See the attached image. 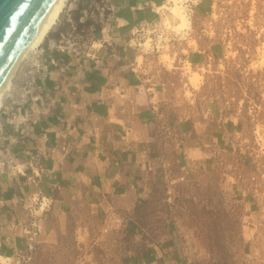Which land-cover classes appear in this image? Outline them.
<instances>
[{
  "label": "crops",
  "instance_id": "obj_1",
  "mask_svg": "<svg viewBox=\"0 0 264 264\" xmlns=\"http://www.w3.org/2000/svg\"><path fill=\"white\" fill-rule=\"evenodd\" d=\"M163 1L107 0L99 39L84 52L43 48L47 71L16 120L12 101L3 106L0 160L8 149L15 165L0 163V258L16 264L29 244L26 229L38 224L50 233L80 199L109 204L128 215L133 233L142 232L137 214L162 180L163 164L190 178L230 146L238 120L215 103L188 101L182 68L170 71L142 50ZM174 40L184 47L188 38ZM200 53L190 49L183 60L197 64ZM130 262L188 264L175 231Z\"/></svg>",
  "mask_w": 264,
  "mask_h": 264
},
{
  "label": "rangeland",
  "instance_id": "obj_2",
  "mask_svg": "<svg viewBox=\"0 0 264 264\" xmlns=\"http://www.w3.org/2000/svg\"><path fill=\"white\" fill-rule=\"evenodd\" d=\"M164 5L156 12L160 21L146 28L142 50L170 71L182 68L188 101L215 103L222 115L238 120L230 146L213 157L212 167H194L190 178L163 164L162 180L137 214L142 232L133 233L128 215L109 204L80 199L50 233L38 224L26 229L29 244L16 264H133L134 253L169 231L176 232L188 264H264V0H181L192 22L181 32L174 31L179 20L167 9L173 3ZM109 9L107 0H71L40 47L57 50L68 43L71 51L84 52L99 39ZM176 35L188 38L184 47ZM190 49L202 51L199 64L183 60ZM20 78L19 69L4 105ZM0 264L10 260L1 257Z\"/></svg>",
  "mask_w": 264,
  "mask_h": 264
},
{
  "label": "water",
  "instance_id": "obj_3",
  "mask_svg": "<svg viewBox=\"0 0 264 264\" xmlns=\"http://www.w3.org/2000/svg\"><path fill=\"white\" fill-rule=\"evenodd\" d=\"M56 0H0V89Z\"/></svg>",
  "mask_w": 264,
  "mask_h": 264
},
{
  "label": "bare ground",
  "instance_id": "obj_4",
  "mask_svg": "<svg viewBox=\"0 0 264 264\" xmlns=\"http://www.w3.org/2000/svg\"><path fill=\"white\" fill-rule=\"evenodd\" d=\"M70 2H71V0H56L55 3L53 4V6L50 8L49 12L45 16L43 22L41 23V25L38 28L37 32L35 33L34 37L30 41V43L28 44V46L26 47V49L24 50L23 54L20 56L18 61L16 62L14 68L12 69L11 73L9 74L8 78L6 79L5 83L3 84V86L0 89V111L2 110V108L4 106V101H5V97L7 95V91L11 86V83H12V80H13L15 74L17 73V71L19 69H20V74L22 73V71L24 74V72L27 69V68H25L26 64L28 62V59H30V58H27V56L32 51H34L36 49L39 50L40 53H42L44 51L43 48H41L40 46L43 45V43L46 41L48 35L53 30L54 26L58 23V20L60 19L62 13L65 11V9L70 4ZM170 2H172L173 5L170 8L167 6L168 7L167 9L170 11V13L176 19L179 20V23L173 27L174 31L181 32L183 30H185V31L191 30L192 22H191V19L189 18V15L186 14V12L184 11L185 9L183 10V7L180 6L181 0H170ZM159 9L160 10L166 9V6L164 5V6L160 7ZM143 45H145L147 47V43L143 44ZM30 55H32V54H30ZM24 60L26 61V63L23 62ZM165 60L168 61L171 59L168 55H166ZM21 63L23 65H21ZM20 65H21V67H20ZM187 69L189 70V72H191V66L190 65L188 66ZM191 79L197 80L198 79L197 75L196 74L192 75ZM19 85L22 86L21 84H19ZM16 86H17V84L15 83V86L13 88V94H15ZM7 98L10 100V96ZM15 99H17V98H15Z\"/></svg>",
  "mask_w": 264,
  "mask_h": 264
},
{
  "label": "built area",
  "instance_id": "obj_5",
  "mask_svg": "<svg viewBox=\"0 0 264 264\" xmlns=\"http://www.w3.org/2000/svg\"><path fill=\"white\" fill-rule=\"evenodd\" d=\"M57 43H60L61 45L63 41H59ZM57 43L55 42L54 44ZM144 44H146V42H144ZM73 46V44L70 45L67 43V45H62L59 48L62 51H71V48ZM156 48H158V46H156ZM72 51H75V49H72ZM30 56L31 57L30 59H28V62L25 67L27 68L26 71L24 72V74L23 71L20 74V81H15V83L17 84L15 94L10 95V101H12V106H15L17 108L16 110H11V118L13 120H16L17 116L20 115V107L23 100L33 92V90L37 86L38 79L43 77L48 68L46 64V59L44 58V51L40 53L39 50H37ZM19 84H21L22 86H20ZM1 159L2 160H0V163L3 165V167L15 165V157L8 149L5 150V153L1 157Z\"/></svg>",
  "mask_w": 264,
  "mask_h": 264
},
{
  "label": "trees",
  "instance_id": "obj_6",
  "mask_svg": "<svg viewBox=\"0 0 264 264\" xmlns=\"http://www.w3.org/2000/svg\"><path fill=\"white\" fill-rule=\"evenodd\" d=\"M100 31H101V29L98 28V29H97V32H100Z\"/></svg>",
  "mask_w": 264,
  "mask_h": 264
}]
</instances>
